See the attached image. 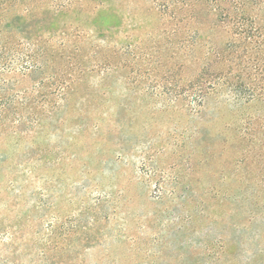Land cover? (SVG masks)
Segmentation results:
<instances>
[{
    "label": "rangeland",
    "instance_id": "1",
    "mask_svg": "<svg viewBox=\"0 0 264 264\" xmlns=\"http://www.w3.org/2000/svg\"><path fill=\"white\" fill-rule=\"evenodd\" d=\"M255 28L264 0H0V264H264Z\"/></svg>",
    "mask_w": 264,
    "mask_h": 264
},
{
    "label": "trees",
    "instance_id": "2",
    "mask_svg": "<svg viewBox=\"0 0 264 264\" xmlns=\"http://www.w3.org/2000/svg\"><path fill=\"white\" fill-rule=\"evenodd\" d=\"M248 1H250V0H235V4H236V6L244 7ZM239 23H240V25H243V22L240 21ZM255 30H256V28H255ZM249 31L251 32L252 30H249ZM249 31L247 30L248 34H249ZM255 32H257V33L259 32L258 34L261 36V43H262V45H264V36H263L264 33L261 31V29L256 30ZM262 36H263V38H262Z\"/></svg>",
    "mask_w": 264,
    "mask_h": 264
}]
</instances>
